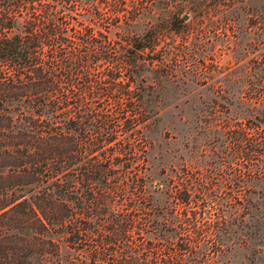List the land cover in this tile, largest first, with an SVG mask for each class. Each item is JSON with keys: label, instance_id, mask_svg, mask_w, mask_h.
<instances>
[{"label": "trees", "instance_id": "1", "mask_svg": "<svg viewBox=\"0 0 264 264\" xmlns=\"http://www.w3.org/2000/svg\"><path fill=\"white\" fill-rule=\"evenodd\" d=\"M157 1L0 0V264H215L194 182L162 222L148 181Z\"/></svg>", "mask_w": 264, "mask_h": 264}, {"label": "rangeland", "instance_id": "2", "mask_svg": "<svg viewBox=\"0 0 264 264\" xmlns=\"http://www.w3.org/2000/svg\"><path fill=\"white\" fill-rule=\"evenodd\" d=\"M166 18L174 70L145 72L156 86L147 175L159 218L175 219L171 190L191 180L213 262L264 264V0H158L130 29Z\"/></svg>", "mask_w": 264, "mask_h": 264}]
</instances>
